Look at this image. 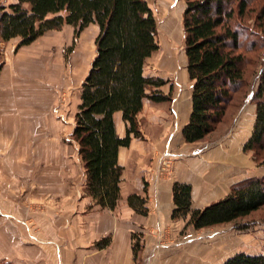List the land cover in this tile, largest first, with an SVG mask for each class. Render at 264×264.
Instances as JSON below:
<instances>
[{
    "label": "crops",
    "instance_id": "obj_1",
    "mask_svg": "<svg viewBox=\"0 0 264 264\" xmlns=\"http://www.w3.org/2000/svg\"><path fill=\"white\" fill-rule=\"evenodd\" d=\"M37 39L16 50L14 44L5 45L10 40L3 42L0 100H16V89H21L20 85L16 88L21 81L19 59ZM171 84L160 87L164 93L170 92L171 100H144L137 115L141 137H132L128 146L117 151L116 159L123 170L120 198L112 210L93 204L85 193V174L72 141V163L63 156L54 157L51 145L43 167L37 153L39 141L30 133L39 129L37 115L33 117L30 111L26 115L19 105L0 110V260L12 264H222L237 252L259 253L246 248H251L248 242L259 246L260 232L245 236L229 229L202 239H180L174 234L194 228L186 219L171 218L173 182L190 184L191 208H202L224 197L233 183L264 174V166L256 165L253 152L243 149L254 114H250V125L231 130L213 143L185 142L181 130L191 111L192 81L187 75L184 91L179 81L173 83L175 89ZM114 120L118 135L124 136L120 112L114 114ZM164 156L171 157L167 173L161 168ZM143 182L147 185L148 211L139 215L126 197L131 192L141 193ZM38 201L46 202L45 210L25 207L27 202L36 205ZM166 228L172 230L170 243L160 236ZM103 238L107 242L98 245Z\"/></svg>",
    "mask_w": 264,
    "mask_h": 264
},
{
    "label": "trees",
    "instance_id": "obj_2",
    "mask_svg": "<svg viewBox=\"0 0 264 264\" xmlns=\"http://www.w3.org/2000/svg\"><path fill=\"white\" fill-rule=\"evenodd\" d=\"M182 13L186 71L192 81L191 111L181 134L187 143L201 141L225 120L235 95L246 85V57L241 48L239 21L249 0H183ZM264 14V8L261 15ZM96 24L95 54L80 88L71 141L77 145L85 174L84 191L93 204L114 209L120 198L123 167L116 154L132 137H141L137 115L144 100H171L160 87L162 77L145 73V64L158 47L157 22L147 0H0V41L17 38L16 48L48 30L64 25L77 36ZM251 134L243 144L253 160L264 166V65L254 91ZM121 113L125 135L116 131L114 114ZM146 182L142 192L127 195V204L146 215ZM171 218L186 219L194 229L235 222L264 206V174L241 179L222 198L202 208H191V186L172 184ZM92 206V205H91ZM246 225L238 226V229ZM106 238L97 244L104 245ZM138 244H134L136 252ZM0 264H12L0 260ZM222 264H264V252H237Z\"/></svg>",
    "mask_w": 264,
    "mask_h": 264
},
{
    "label": "rangeland",
    "instance_id": "obj_3",
    "mask_svg": "<svg viewBox=\"0 0 264 264\" xmlns=\"http://www.w3.org/2000/svg\"><path fill=\"white\" fill-rule=\"evenodd\" d=\"M147 1L157 22L159 47L147 59L145 73L165 79L164 88L168 87L170 83L174 88L173 83L179 81L181 90L184 91L187 71L182 13L185 3L183 0ZM263 8L264 0H249L244 17H241L240 20L236 18V22H240L241 28L239 39L242 46L238 51L246 57L247 61L244 73L246 85L235 95L233 105L229 107L223 123L203 139L209 143H213L223 136L227 137L231 130H238L239 127L243 129L246 125L251 124L250 114H254L255 104L247 96L254 91L259 72L264 65V14L261 15ZM97 32L98 28L94 24H89L77 36L74 35L71 25H64L59 30L46 31L19 59L17 70L21 81L16 85V88L20 85L21 89L19 91L16 89V100L3 98L0 100L2 105L0 110H9L11 107H15L14 105H19L26 115L29 114V111L33 117L37 115L39 129L30 133L32 138L35 137V134L39 141L37 149L39 162L44 161L46 150L49 152L51 145L54 157L63 156L64 159L68 158V163L73 162L75 143L69 142L71 141V126L72 123L74 126V113L79 101L81 84L95 54L94 38ZM17 41V38L6 44L0 41V66L5 61L4 44H14L16 50L18 49L16 48ZM39 116L42 117L39 118ZM33 117H31L32 121ZM137 119L141 120L139 116ZM31 125L33 127L35 124L32 122ZM253 162L257 165L254 160ZM41 165L44 167V162ZM163 172L167 173V169H163ZM74 175H77L75 165ZM56 184L55 180V188ZM45 203V201H38L35 205L34 202H27L25 207L33 209L34 206H37L40 211L45 210ZM242 225H246V227L238 229V226ZM229 229L246 234L245 236L248 234L252 236L255 235V232H260L261 236L255 235L260 237L259 246L254 247L252 242H248L251 248L247 247L246 249L259 253L264 252V206L235 222L194 229L192 232L185 228L174 234L180 236V239H189L191 236L202 239L213 232L217 233V236L221 235ZM171 231V228H166L165 232L160 234L163 242L173 241Z\"/></svg>",
    "mask_w": 264,
    "mask_h": 264
},
{
    "label": "built area",
    "instance_id": "obj_4",
    "mask_svg": "<svg viewBox=\"0 0 264 264\" xmlns=\"http://www.w3.org/2000/svg\"><path fill=\"white\" fill-rule=\"evenodd\" d=\"M169 162H170V157L169 156L162 157V159H161V168H162V170L165 169V168L168 169Z\"/></svg>",
    "mask_w": 264,
    "mask_h": 264
},
{
    "label": "bare ground",
    "instance_id": "obj_5",
    "mask_svg": "<svg viewBox=\"0 0 264 264\" xmlns=\"http://www.w3.org/2000/svg\"><path fill=\"white\" fill-rule=\"evenodd\" d=\"M170 19V18H169ZM167 24V23H166Z\"/></svg>",
    "mask_w": 264,
    "mask_h": 264
}]
</instances>
